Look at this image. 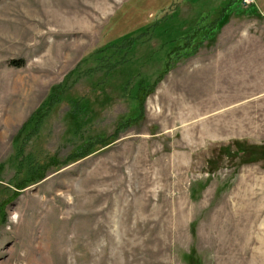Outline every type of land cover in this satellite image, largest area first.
<instances>
[{
  "label": "rangeland",
  "instance_id": "rangeland-1",
  "mask_svg": "<svg viewBox=\"0 0 264 264\" xmlns=\"http://www.w3.org/2000/svg\"><path fill=\"white\" fill-rule=\"evenodd\" d=\"M225 1L0 0V264H264V0Z\"/></svg>",
  "mask_w": 264,
  "mask_h": 264
},
{
  "label": "trees",
  "instance_id": "trees-1",
  "mask_svg": "<svg viewBox=\"0 0 264 264\" xmlns=\"http://www.w3.org/2000/svg\"><path fill=\"white\" fill-rule=\"evenodd\" d=\"M236 1H238V0H226L225 2H223V3H221L220 4V8L219 9H217L216 10V12L217 13H219V15H221L220 16V19H218V24H222V22L224 21V16L226 15V13L227 12H225V11H227V10H230V9H232L234 6H236ZM200 20H203V21H201L200 22V24H204V22H205V19L204 18H202V19H200ZM199 23H198V25H200ZM196 30L197 29H193L192 31H190L186 36H184V37H182V38H179V39H175V40H172L169 44H167V45H165V44H163L161 47H160V50H162L163 51V53H164V58L162 59L163 60V67H162V70H164L163 72L161 71V73L159 74V76H161V74L163 75V73L166 71V66H167V63L169 62H167V57H170V52H171V48H172V45L174 44V42H178L180 39H186L187 37H194L193 36V34H195V32H196ZM129 34H126V35H123L121 38V40H123V37H126V36H128ZM195 38V37H194ZM120 41V40H119ZM128 43V45L127 44H120L119 45V50L121 51V55H118L117 57L118 58H116L115 60H114V62L113 63H99V61H98V63L100 64V66L98 65L97 66V68H98V70L99 71H101L102 73H101V75H109L110 74V76L114 73V71H116V69H118V68H120V67H122L123 65H125V64H127L128 63V61H129V59H130V53L129 52H131L132 50H131V48L132 47H134V42L132 43L131 41H129V42H127ZM170 45V46H169ZM169 46V47H168ZM133 49V48H132ZM173 50V49H172ZM124 51V53H122ZM107 60H108V57H107ZM125 62V63H124ZM97 70V71H98ZM88 71H90V69L88 70ZM158 78V77H157ZM149 79H148V77H145V78H143V79H138L136 82H133L131 85H128V83H120V84H122V89L120 88V92L122 93V96L123 97H127V96H131V100L132 99H134V100H136V97L138 96L139 97V101H142L143 99V97H144V95L148 92V91H150L148 88H147V86H152V83L150 84V85H148L147 83H146V81H148ZM119 84V85H120ZM124 84V85H123ZM131 87V88H130ZM56 88H58V87H56ZM151 89V88H150ZM53 91V90H52ZM55 96H56V94H52L51 95V97L52 98H55ZM51 98V99H52ZM79 99V98H78ZM49 102H52V100H49ZM48 103V102H47ZM72 103V106H71V108H72V111L70 112L71 113V115L72 116H79V115H82L83 113H84V109L82 108V104L78 101V100H76V101H72L71 102ZM83 110V111H82ZM41 116H43V115H41V113H40V111H36L35 113H33L31 116H30V122L31 121H34V123L36 122V121H39L40 120V117ZM129 119V118H128ZM127 120V119H126ZM98 138V140H102L101 138H99V137H97ZM104 140L105 139H103L102 141H101V143H104ZM87 151H85L84 153H86ZM82 155L83 154H79L78 155V157H82Z\"/></svg>",
  "mask_w": 264,
  "mask_h": 264
},
{
  "label": "built area",
  "instance_id": "built-area-1",
  "mask_svg": "<svg viewBox=\"0 0 264 264\" xmlns=\"http://www.w3.org/2000/svg\"><path fill=\"white\" fill-rule=\"evenodd\" d=\"M253 2H254V0H242V5L248 6V5L252 4Z\"/></svg>",
  "mask_w": 264,
  "mask_h": 264
}]
</instances>
